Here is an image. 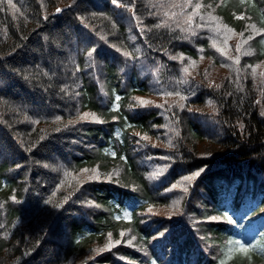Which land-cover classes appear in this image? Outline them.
<instances>
[{"label": "trees", "instance_id": "trees-1", "mask_svg": "<svg viewBox=\"0 0 264 264\" xmlns=\"http://www.w3.org/2000/svg\"><path fill=\"white\" fill-rule=\"evenodd\" d=\"M12 5L0 264H264V0Z\"/></svg>", "mask_w": 264, "mask_h": 264}, {"label": "snow or ice", "instance_id": "snow-or-ice-1", "mask_svg": "<svg viewBox=\"0 0 264 264\" xmlns=\"http://www.w3.org/2000/svg\"><path fill=\"white\" fill-rule=\"evenodd\" d=\"M189 2H190V0H189ZM240 2L241 3H244V0H240ZM8 3L14 8L15 7V5H12V0H8ZM196 7L197 8H199V7H201V5L200 4H197L196 5ZM57 11H60V9H57ZM160 26H162V25H157V27H160ZM226 27V26H225ZM229 31H231V30H229ZM261 31H264V30H261ZM241 36L243 35V33H241L240 34ZM254 37L253 36H249L248 37V40H252ZM245 43H247V41H245ZM261 43H264V41H261ZM239 48H240V45H237V50H239ZM250 54H252V53H246V55H250ZM89 55H91V53H89ZM125 55H129L128 53H125ZM231 58V57H230ZM239 57L237 56L236 58H235V60H236V63H239ZM195 62H193V64H194ZM184 71L187 73L188 72V69L187 68H185L184 69ZM262 75H264V73H262ZM217 87H218V85H217ZM167 95H172V93H168ZM176 95H179V93H176ZM117 99H119V97H117ZM181 99H185L184 97H181ZM140 102V104L141 105H147L148 103H150V101H145V100H140L139 101ZM181 106H183V105H181ZM262 115H264V113H262ZM88 116H89V114H84L82 117H81V119H87L88 118ZM93 119H95V116L93 115V117H92ZM145 139H147V137H145ZM85 171H87V170H85ZM201 171H203V169H201ZM194 175H199V172H197V173H195ZM184 179H186V180H191L192 179V177H185ZM173 187H176L175 185H173ZM149 211H151V209H149ZM127 215V214H126ZM212 219H217L216 217H212ZM111 236V234H109V237ZM116 243H119V241H116ZM129 243H130V241H129ZM235 244H237V245H239V249H238V251L239 252H241V253H244L245 255H247L248 253H249V251L250 250H252L253 249V246L252 245H250V244H243V243H241L240 241H235ZM112 245H111V242L109 243V245H108V247H111ZM99 251H104V249H100ZM230 252L232 251L231 249L229 250ZM221 264H224V261H221Z\"/></svg>", "mask_w": 264, "mask_h": 264}, {"label": "water", "instance_id": "water-1", "mask_svg": "<svg viewBox=\"0 0 264 264\" xmlns=\"http://www.w3.org/2000/svg\"><path fill=\"white\" fill-rule=\"evenodd\" d=\"M80 264H89V260H85V261L81 262Z\"/></svg>", "mask_w": 264, "mask_h": 264}]
</instances>
